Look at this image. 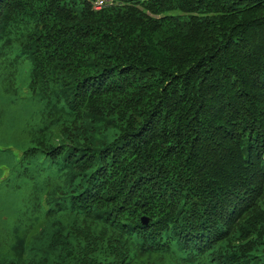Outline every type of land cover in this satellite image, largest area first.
<instances>
[{
    "label": "trees",
    "instance_id": "16d2710c",
    "mask_svg": "<svg viewBox=\"0 0 264 264\" xmlns=\"http://www.w3.org/2000/svg\"><path fill=\"white\" fill-rule=\"evenodd\" d=\"M0 0V76L41 102L0 264H264V0Z\"/></svg>",
    "mask_w": 264,
    "mask_h": 264
},
{
    "label": "rangeland",
    "instance_id": "374dc122",
    "mask_svg": "<svg viewBox=\"0 0 264 264\" xmlns=\"http://www.w3.org/2000/svg\"><path fill=\"white\" fill-rule=\"evenodd\" d=\"M27 70L22 64L13 76H0V258L29 192L16 175L14 164L29 145V131L41 114V102L27 85Z\"/></svg>",
    "mask_w": 264,
    "mask_h": 264
}]
</instances>
